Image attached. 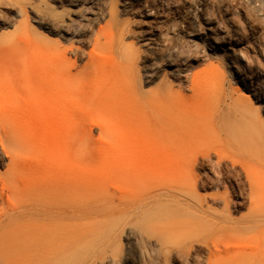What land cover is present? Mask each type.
<instances>
[{
    "label": "rangeland",
    "instance_id": "1",
    "mask_svg": "<svg viewBox=\"0 0 264 264\" xmlns=\"http://www.w3.org/2000/svg\"><path fill=\"white\" fill-rule=\"evenodd\" d=\"M11 33L17 49L8 43L0 54L6 110L0 172L6 178L80 177L86 211L94 197L122 216L119 226L108 228L116 236L108 240L116 264L203 263L202 246L179 261L135 224L138 201L145 208L157 197L132 189L155 174L162 181L176 166L158 160L156 144L179 148L197 190L217 196V204L210 198L214 210L240 224L249 220L264 191V171L238 155L222 157L216 144L220 138L237 147L242 133L229 135L227 126L244 119L261 143L264 0H4L0 35ZM14 95L27 112L25 123L8 117ZM114 100L121 107L113 109ZM65 104L68 114L57 108ZM5 131L16 140L8 141ZM107 138L112 144L104 143ZM127 195L136 200L126 201ZM237 246L264 255L263 239Z\"/></svg>",
    "mask_w": 264,
    "mask_h": 264
},
{
    "label": "bare ground",
    "instance_id": "2",
    "mask_svg": "<svg viewBox=\"0 0 264 264\" xmlns=\"http://www.w3.org/2000/svg\"><path fill=\"white\" fill-rule=\"evenodd\" d=\"M3 3L4 0H0V4ZM8 43L14 51L17 49L18 41L12 33L9 38L0 35V54ZM197 91L193 89V92ZM60 107L57 108L68 114L66 104ZM111 107H121L120 100H114ZM4 108L0 96V130L6 112ZM26 114L20 108L17 95L12 96L8 113L10 122L25 123ZM240 116L246 117L243 112ZM212 122L217 130L219 123L214 119ZM249 124L250 120L244 119L241 125L227 126L229 135L236 131L242 133L237 147L220 138V144H215L219 149L222 144V157L238 155L252 170L264 171V131L258 135L261 140L258 144L248 132ZM5 138L15 141L17 137L12 131H5ZM104 143L110 145L112 141L107 138ZM156 145L161 153L158 160L167 166L175 162L176 166L169 167L170 171L162 181L155 174L152 180L142 182L149 186L142 184L132 189L139 196L157 197L145 208H141L139 201L136 204L141 214L135 224L141 231L156 237L165 254L179 261L188 259L196 247L202 246L205 256L201 264H264V255L254 248L237 246L239 242L264 240V191L259 192L249 220L240 224V220L232 215L214 210L215 194L197 190L191 176L193 170L181 161L183 158L177 152V146ZM219 149L215 150L218 155ZM85 189V182L80 177L65 179L61 174L53 173L45 177L19 174L6 178L0 172V264H116V248L108 242L116 236L108 228L119 226L122 216L94 197L89 198V212L86 211ZM210 198L214 204H210ZM125 200L133 202L136 198L127 195ZM218 200L220 203L222 198ZM102 210L109 213L107 218L99 219L93 215ZM124 261L129 262L128 258Z\"/></svg>",
    "mask_w": 264,
    "mask_h": 264
}]
</instances>
